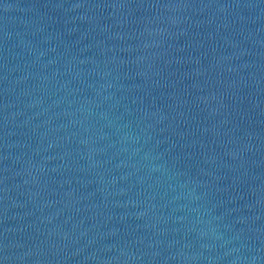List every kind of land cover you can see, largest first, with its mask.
<instances>
[{
    "label": "water",
    "instance_id": "1",
    "mask_svg": "<svg viewBox=\"0 0 264 264\" xmlns=\"http://www.w3.org/2000/svg\"><path fill=\"white\" fill-rule=\"evenodd\" d=\"M0 264H264V0H0Z\"/></svg>",
    "mask_w": 264,
    "mask_h": 264
}]
</instances>
